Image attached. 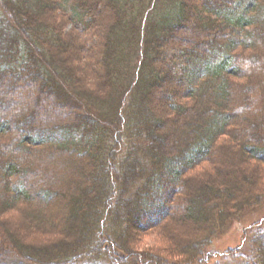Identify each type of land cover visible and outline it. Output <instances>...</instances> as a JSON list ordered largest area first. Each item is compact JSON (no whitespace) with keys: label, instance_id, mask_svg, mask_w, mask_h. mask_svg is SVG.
Here are the masks:
<instances>
[{"label":"trees","instance_id":"trees-1","mask_svg":"<svg viewBox=\"0 0 264 264\" xmlns=\"http://www.w3.org/2000/svg\"><path fill=\"white\" fill-rule=\"evenodd\" d=\"M263 207L264 0H0V264H206Z\"/></svg>","mask_w":264,"mask_h":264},{"label":"rangeland","instance_id":"rangeland-1","mask_svg":"<svg viewBox=\"0 0 264 264\" xmlns=\"http://www.w3.org/2000/svg\"><path fill=\"white\" fill-rule=\"evenodd\" d=\"M27 93V91H25ZM31 95H33L31 93ZM34 98V107L36 109H42L45 112H48V110L53 109V103L50 100H40L38 98H36V96L33 95ZM22 100H23V94L22 95H17L15 97L13 96H9V103H6L4 106H2V108H5L7 110H10L11 112L14 109L17 108H22ZM52 104V105H51ZM26 106V105H25ZM27 109L30 111V106H26ZM23 110V109H22ZM9 112V111H7ZM42 194L38 193V197L41 198ZM176 208V209H175ZM173 209V216H177V221L181 222V219L179 217V211L178 208L175 207ZM49 220H52V218L50 217ZM264 223V207L256 212V211H251L248 212L244 215V217L238 221L235 222L230 230L222 237H218L214 240V243L210 249V254L209 256H211V258L208 260V262H206V264H242L243 260L242 258L239 257H234L233 254H230L229 256H231L229 259H224L223 256L224 254H227L228 251H234V250H238V254L241 256L243 250L248 249V240H246V238L249 236V227L254 226V225H260L261 223ZM178 227H174V229H172L173 231H171L174 235L178 234L180 238L185 239L186 237H189V230L190 228H188V226H185L183 224L182 227H180V225H177ZM179 228V229H178ZM170 231V230H169ZM171 233V234H172ZM172 234L173 238L174 235ZM30 235H27L25 237V239L29 238ZM154 237V236H153ZM153 238L152 237H146L145 239H143V245L146 246H152L153 243ZM1 239H0V253H5V251H8L5 246L1 243ZM169 244H171L170 239L168 240ZM184 243V241L182 242ZM142 245V246H143ZM243 249V250H242ZM223 254V255H222ZM2 262L4 263V261L2 260Z\"/></svg>","mask_w":264,"mask_h":264}]
</instances>
